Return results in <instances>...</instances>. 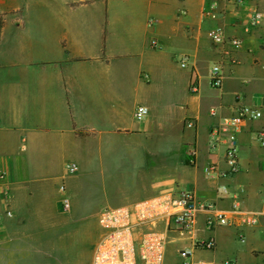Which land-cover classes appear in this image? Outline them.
Returning <instances> with one entry per match:
<instances>
[{
    "label": "crops",
    "instance_id": "crops-1",
    "mask_svg": "<svg viewBox=\"0 0 264 264\" xmlns=\"http://www.w3.org/2000/svg\"><path fill=\"white\" fill-rule=\"evenodd\" d=\"M251 4L264 14V0ZM246 17L235 0H0V242L55 225L63 196L71 216L94 217L83 186L109 177L115 198L132 201L115 207L185 190L226 216L208 229L198 211L193 239L171 240L165 264L182 250L194 263L264 264V19ZM217 29L239 42L232 64L210 40ZM241 107L263 116L236 134L240 170L209 178L208 165L226 169L210 131ZM209 238L211 251L195 246Z\"/></svg>",
    "mask_w": 264,
    "mask_h": 264
},
{
    "label": "built area",
    "instance_id": "built-area-1",
    "mask_svg": "<svg viewBox=\"0 0 264 264\" xmlns=\"http://www.w3.org/2000/svg\"><path fill=\"white\" fill-rule=\"evenodd\" d=\"M251 2L252 0H235L236 6L247 8V27L256 26L264 19V14ZM209 37L215 46L220 47L221 59L227 58L232 64L234 61L230 56L239 46V42L226 39L221 29H217ZM185 65L186 61L183 58L181 66ZM223 79L220 60L210 69L209 84L212 88L218 89ZM147 113L145 107H137L134 113L135 120H142ZM209 113L211 116L216 114L213 109ZM262 116L259 110L241 107L235 115L223 118L211 129L210 134L213 138L209 146L212 150L223 148L226 169L208 165L204 171L209 178L221 179L239 172L236 134L244 123L259 120ZM186 126L193 128L194 124L189 121ZM257 142L259 147L264 149V127L257 133ZM187 165H195V156L192 152L188 154ZM77 170L75 164L70 163L66 166L67 174H74ZM59 189L62 193L65 192L64 185ZM61 209L64 212L70 209L69 199L66 196L61 199ZM198 211L205 214V227L208 229L228 224L226 216L217 211L213 204L198 206L193 193L185 190H176L131 205L107 208L100 212L97 219L102 236L94 251L91 264H165L166 249L171 240L193 239ZM6 215L11 217L10 212H6ZM245 222L252 224L255 220L252 218ZM239 237L243 239L242 236ZM195 246L201 250L211 251L215 241L212 238L196 241ZM179 255L180 264H204L191 262L188 251L182 250Z\"/></svg>",
    "mask_w": 264,
    "mask_h": 264
},
{
    "label": "rangeland",
    "instance_id": "rangeland-1",
    "mask_svg": "<svg viewBox=\"0 0 264 264\" xmlns=\"http://www.w3.org/2000/svg\"><path fill=\"white\" fill-rule=\"evenodd\" d=\"M105 184H85L84 193L90 203L89 212L94 217L79 218L70 215V209L60 215L55 225H46L44 230L21 241L0 244V264H91L102 230L98 225L101 209L132 201L117 200L113 195L110 178ZM112 188V189H111ZM103 211V210H102ZM171 244V243H170ZM31 246V247H30ZM174 245H168L169 247Z\"/></svg>",
    "mask_w": 264,
    "mask_h": 264
}]
</instances>
